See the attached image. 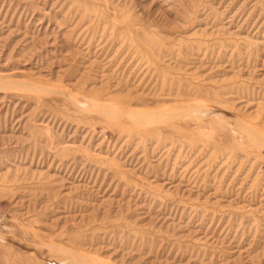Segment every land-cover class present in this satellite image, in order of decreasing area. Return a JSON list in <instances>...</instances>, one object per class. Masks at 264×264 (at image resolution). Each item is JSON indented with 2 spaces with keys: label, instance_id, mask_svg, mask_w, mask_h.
Returning a JSON list of instances; mask_svg holds the SVG:
<instances>
[{
  "label": "rangeland",
  "instance_id": "rangeland-1",
  "mask_svg": "<svg viewBox=\"0 0 264 264\" xmlns=\"http://www.w3.org/2000/svg\"><path fill=\"white\" fill-rule=\"evenodd\" d=\"M0 264H264V0H0Z\"/></svg>",
  "mask_w": 264,
  "mask_h": 264
}]
</instances>
